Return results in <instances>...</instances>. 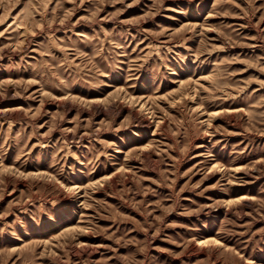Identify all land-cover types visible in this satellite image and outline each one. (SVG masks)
<instances>
[{"label": "rangeland", "instance_id": "obj_1", "mask_svg": "<svg viewBox=\"0 0 264 264\" xmlns=\"http://www.w3.org/2000/svg\"><path fill=\"white\" fill-rule=\"evenodd\" d=\"M0 264H264V0H0Z\"/></svg>", "mask_w": 264, "mask_h": 264}]
</instances>
